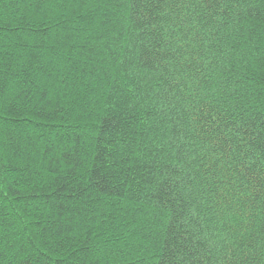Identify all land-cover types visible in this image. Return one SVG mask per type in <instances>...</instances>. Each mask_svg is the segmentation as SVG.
<instances>
[{"label":"trees","instance_id":"trees-1","mask_svg":"<svg viewBox=\"0 0 264 264\" xmlns=\"http://www.w3.org/2000/svg\"><path fill=\"white\" fill-rule=\"evenodd\" d=\"M0 264H264V0H0Z\"/></svg>","mask_w":264,"mask_h":264}]
</instances>
